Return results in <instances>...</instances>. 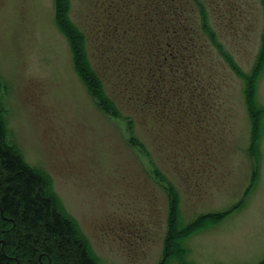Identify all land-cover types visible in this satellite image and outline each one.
Wrapping results in <instances>:
<instances>
[{"label":"rangeland","instance_id":"374dc122","mask_svg":"<svg viewBox=\"0 0 264 264\" xmlns=\"http://www.w3.org/2000/svg\"><path fill=\"white\" fill-rule=\"evenodd\" d=\"M69 1L122 120L78 74L55 0H0V112L8 140L48 178L95 263H162L176 206V225L225 215L186 242L189 264H261L263 2L188 0L196 46L173 36L163 61L147 11L154 0Z\"/></svg>","mask_w":264,"mask_h":264},{"label":"trees","instance_id":"16d2710c","mask_svg":"<svg viewBox=\"0 0 264 264\" xmlns=\"http://www.w3.org/2000/svg\"><path fill=\"white\" fill-rule=\"evenodd\" d=\"M261 1L264 4V0ZM193 2L198 5V0ZM70 9L69 0H55L57 24L72 47L75 68L101 109L112 112L122 120L120 108L106 95L102 80L90 65L85 36L72 23ZM147 11L156 18L155 26L161 30L163 44H159L160 58L166 56L165 46L167 50L171 49L173 36L180 40L179 44L190 36L188 42L192 47L196 46L193 39L197 30L193 25L189 26L193 9L188 0H154ZM154 38L160 43L158 35ZM176 47L174 43V49ZM162 60L166 61V58ZM260 63H264V42L258 65ZM155 70L157 68L151 69V78H154ZM254 74L249 85L250 102L255 90ZM251 112L258 117L259 112L252 104ZM176 211V206L172 207L169 236L160 264H173L176 261L189 264L186 247L189 238L208 229V225H218L225 217L223 214L203 216L195 223L183 226L180 220L175 224L178 218ZM87 243L76 223L63 210L48 178L31 168L15 144L8 140L0 112V264H43L45 260L46 264H96Z\"/></svg>","mask_w":264,"mask_h":264}]
</instances>
